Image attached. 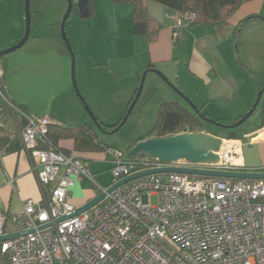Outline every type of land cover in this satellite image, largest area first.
Segmentation results:
<instances>
[{"label":"built area","instance_id":"built-area-1","mask_svg":"<svg viewBox=\"0 0 264 264\" xmlns=\"http://www.w3.org/2000/svg\"><path fill=\"white\" fill-rule=\"evenodd\" d=\"M195 19L194 12L178 15L174 38L179 39ZM6 85L0 63V158L7 150L3 139H18L47 196L41 202L24 200L19 212H0V235L10 233L5 229L8 222L21 223L20 231L35 229L0 241V264H264V179L147 174L107 193L91 209L56 222L78 208L70 197L83 178L90 181L96 196L119 180L151 168L241 171L235 160L237 143L223 139L215 164L183 159L157 161L143 169L122 150H107L112 180L103 185L83 156L44 146L49 126L56 120L32 114L13 102ZM7 120L14 121L16 128L8 131ZM183 132L190 130L186 126ZM155 194L157 205L150 201ZM50 222L51 226L38 229Z\"/></svg>","mask_w":264,"mask_h":264},{"label":"crops","instance_id":"crops-1","mask_svg":"<svg viewBox=\"0 0 264 264\" xmlns=\"http://www.w3.org/2000/svg\"><path fill=\"white\" fill-rule=\"evenodd\" d=\"M31 3L32 19L38 17V12L42 11L44 19L45 12L38 7L36 0H31ZM261 5V0L243 3L228 18L231 32L227 36L232 35L235 28L248 16H260ZM146 7L150 17L159 26L156 38L152 41L145 34L135 33L132 20L133 5L128 2L90 0L89 12L81 15L77 10L80 18H76L73 25L68 27L75 52L77 79L78 74L80 75L79 89L93 113L106 124L118 122L124 108L131 104L136 94L142 73L148 68L161 70L191 100L198 106H203V111L215 112L213 118L216 121L231 124L236 122L241 114L248 112L264 85V80L260 83L256 78H254L255 82L246 79L243 69L247 67L241 63L238 51L235 50L231 40H227V36L221 37L212 33L211 28L205 25L190 27L184 38L175 39L173 27L178 12L156 0H147ZM246 14L249 15L242 19ZM58 22H54L53 25L51 23L55 31L57 28L54 24ZM24 32L25 28L22 33L15 34L11 42L19 41ZM63 44L58 37L53 36L52 47L57 55L60 58H67L68 55L63 53ZM0 63L5 68L6 83H8V59ZM160 81L152 78L148 90L142 91L140 96L144 99L143 103L155 94L146 97L152 88L159 87ZM64 83L67 86L66 93L70 104L75 106V110L67 113V109L58 107L52 109L47 117L68 125L88 123L89 114L75 98L70 83L66 79ZM7 92L13 102L23 105L28 112L46 116L42 109H30L29 103L17 102L15 95L10 93L8 88ZM234 93H237L238 99L232 102L230 98ZM229 100L230 108L223 110L225 107L223 102ZM213 101L217 103V109L212 104ZM5 127L8 131L13 130L16 128V123L7 120ZM226 130L227 132H207L237 143L239 152L235 160L240 165L241 171L264 173V125H261V117L254 124L250 122L244 124L238 133L240 136L238 138H227L229 129ZM146 138H149L148 134L139 137L133 144ZM59 145L66 150H72L74 147L73 140L70 139L61 140ZM70 153L72 151L67 154ZM84 155L99 182L103 185L110 184L112 180L110 156L103 152L84 153ZM96 160L107 161L108 166L95 169L93 163ZM103 170L107 172L100 173ZM85 179L78 181L71 193L70 202L76 207L83 205L96 194L90 181L87 179L89 182L86 183ZM46 196V192L38 183L31 157L19 141L18 149L13 151L7 149L0 158V212H19L24 200L33 199L41 202L46 200ZM22 227L21 223L8 222L5 229L7 232H16Z\"/></svg>","mask_w":264,"mask_h":264},{"label":"rangeland","instance_id":"rangeland-1","mask_svg":"<svg viewBox=\"0 0 264 264\" xmlns=\"http://www.w3.org/2000/svg\"><path fill=\"white\" fill-rule=\"evenodd\" d=\"M24 1L25 0H0V50L8 48L12 45L10 43H16L18 40L16 42H11L12 37L15 34L22 33L25 28ZM261 1V15L255 17L246 14L242 17V19H244L248 16L245 23L239 25L235 28L232 35L226 37L227 40H231L235 50L238 51L241 63L247 67L243 69L244 76H247L246 79L248 78L247 80L249 82H255L254 78H256L260 83L264 80L262 79L264 75V0ZM36 2L38 3V7L45 12V17L41 24L33 29L25 46L0 57V61L6 62V59H8V83L6 86L9 92L15 95L16 99H14L17 102L29 103L30 109H42L46 116H48L52 109L58 107L67 109V113H72L75 110V106H72L68 99L66 93L67 86L64 83L65 79L70 83L75 98L81 102L72 84V60L69 55L67 58H60L56 50L52 47L53 36L58 37L60 43L63 44L60 30L56 29L55 31L52 25L56 21H62L68 8V0H36ZM246 9H248V7ZM76 18L80 17L77 7L74 6L66 22L67 34L68 27L70 28L73 25ZM85 22L86 21H84V24ZM184 32L183 34L181 33L182 35L178 40L184 38ZM70 35L71 34H68L69 39ZM3 44L5 47H1ZM78 77L77 79L76 69V80L77 83H80L79 74ZM152 78L158 81L161 80L159 87L155 89V94L153 93L154 95L147 100L146 103H143L144 99L141 97L135 112L117 132L107 133L101 130L98 124L94 122L93 118L90 115L88 116V123L95 128L98 137L111 146V148H108V151L111 149L128 151L133 142L139 137L148 134L156 118L160 102L163 99L170 100L179 97L173 88L168 86L160 76L152 72L147 75L143 91L146 92L148 90ZM175 87L177 90L181 91L176 85ZM230 99H232V102L237 100V93H234V96H231ZM228 102L231 104L230 100L223 102V106H225L223 110L230 108L231 105ZM212 104L216 109L218 108L216 102L213 101ZM205 113L207 118L215 120V118H213L215 117V112L206 110ZM258 119L260 120V106L250 116V123L254 124ZM118 122L114 121L107 125L112 126ZM203 126L205 131L227 132L226 129L212 123L204 122ZM190 132L192 131L190 130ZM107 166L108 162L103 160H96L93 163L95 169ZM106 172L107 170H103L100 173ZM109 173L110 170L108 174ZM85 180L86 183L89 182L87 179ZM150 201L153 205H157L159 201L158 195H152Z\"/></svg>","mask_w":264,"mask_h":264},{"label":"water","instance_id":"water-1","mask_svg":"<svg viewBox=\"0 0 264 264\" xmlns=\"http://www.w3.org/2000/svg\"><path fill=\"white\" fill-rule=\"evenodd\" d=\"M89 2L90 0H68V8L60 24V32H61L62 40L65 46L67 47L70 53V56H71V60H72L71 73H72L73 88L79 100L81 101L84 108L86 109L87 113L93 118L94 122L98 124L101 130L107 133H114L124 126V124L129 119L134 107L136 106V104L138 103L140 99L147 75L150 72L156 73L158 76L162 78L164 82L167 83L168 86L173 88V90L176 91V93L180 96V98H182L190 106V108L198 115V117H200V119L203 122L212 123L221 128L230 130V129H234L240 126L241 124H243L246 120L250 118L253 112L257 109L262 99V96L264 94V86L258 92V95L252 107L248 110V112L243 114L240 117V119H238L236 122L231 123V124H225V123H221L216 120H211L207 118V116L204 113L200 111L199 106L193 100H191L181 91L177 90L173 82H171V80L167 77L166 74H164L158 68H149V69H146L142 73L136 94L133 100L131 101V104L128 106L127 112L122 117V119L119 121V123L115 127H113L111 130L103 129L101 125L99 124L96 118V115L93 113L90 106L87 104L83 94L81 93L78 87V83L76 80L75 52L70 42V39L68 37L67 31H66V22H67V19L70 17L74 6L77 7V10H79L81 15L82 14L86 15L89 12ZM24 10H25V32L22 38L16 43L9 46L8 48L0 50V57L24 46L25 43L28 41L30 34H31V29H32L31 27V24H32L31 0H25ZM223 139L224 138L221 136L209 133L204 130L177 133L175 135H171V136H167L163 138L152 137V138H147L145 140H141L135 143L129 149L127 157L128 159L132 160L136 156L142 155L148 159L158 160L164 163H176L184 159V160H187L188 162L195 163V164L210 165V164H215L219 161L221 147L225 143ZM171 172L186 173V174H191V175H207V176L223 177V178H235V179H264L263 172L219 171V170H212V169L187 168V167H179V166H164V167H157V168L141 170V171L133 173L119 180L118 182L110 186L106 190V192H101L100 194L88 200L83 205L76 208L69 216L60 217L56 220V222H60L66 218L79 215L82 212L91 209L93 206L101 202L106 197L107 193L112 192L117 187L122 186L123 184L133 179L142 177L147 174L171 173ZM51 225L52 223L50 222V223L40 226L38 229H43ZM31 232H35V229H28V230H22L18 232L6 233L3 235H0V241L17 238L19 236L26 235Z\"/></svg>","mask_w":264,"mask_h":264},{"label":"trees","instance_id":"trees-1","mask_svg":"<svg viewBox=\"0 0 264 264\" xmlns=\"http://www.w3.org/2000/svg\"><path fill=\"white\" fill-rule=\"evenodd\" d=\"M147 0H113L115 3L128 2L133 5V27L135 33H141L148 36L149 40H154L158 31V24L154 19H152L147 11L146 7ZM170 8L175 9L178 12V15H183L185 12H194L196 14L195 21L191 22L189 26L185 29L184 34H186L190 27L197 25H205L211 28L212 33L225 37L231 32V26L228 23V18L245 2L250 0H156ZM32 4V3H31ZM38 17H33L31 27H35L37 23L43 20L44 13L38 12ZM246 20L242 21L241 24H244ZM240 24V25H241ZM54 26L59 30L60 22L54 24ZM63 53L69 55L70 53L63 44ZM149 69V68H148ZM264 85H262L263 87ZM155 89L152 88L150 93H147L146 97L153 94ZM134 98V96H133ZM141 98V97H140ZM146 100V99H145ZM140 101V99H139ZM138 101V103H139ZM182 98H174L170 100H162L159 104L158 111L154 122L151 125L150 130L148 131V137H158L163 138L171 135L180 133L182 129L186 126L191 131H202L203 121L198 117V115L187 105V103ZM138 103L134 107L131 115L135 112ZM21 107L25 108L23 105ZM129 106V105H128ZM260 117L261 125H264V94L260 101ZM257 107V108H258ZM128 108V107H127ZM127 108L123 110L122 117L127 112ZM200 111L205 114L203 111L204 107L199 106ZM26 109V108H25ZM130 115V116H131ZM206 115V114H205ZM242 114L237 118L240 119ZM121 117V119H122ZM96 118H98L96 116ZM120 119V120H121ZM119 120V121H120ZM98 122L103 129L111 130L115 125L109 126L106 123L102 122L98 118ZM250 119L246 120L240 126L229 130L227 138H238L240 137L238 133L240 132L241 127L245 123H249ZM73 140V149L66 150L63 149L59 142L61 140ZM147 139V138H146ZM145 140V139H141ZM140 140V141H141ZM137 143V142H136ZM2 145L6 146L9 151H13L19 148V140H8L7 138L3 139ZM54 146L57 150L63 151L65 153L74 152L84 157L87 161V157L84 153H94V152H103L107 154L108 148H111L110 145L106 144L102 139H100L96 133V130L92 125L86 122H79L76 124L68 125L66 123L54 122L49 126V132L47 135V140L44 146ZM134 144L130 145L129 149ZM17 147V148H16ZM128 149V151H129ZM128 151H123L126 155ZM137 164L139 169L153 167L158 160L148 159L142 155L136 156L132 159ZM90 164V162H89ZM96 175V174H95ZM169 264H179L175 262H170Z\"/></svg>","mask_w":264,"mask_h":264},{"label":"bare ground","instance_id":"bare-ground-1","mask_svg":"<svg viewBox=\"0 0 264 264\" xmlns=\"http://www.w3.org/2000/svg\"><path fill=\"white\" fill-rule=\"evenodd\" d=\"M2 133H4V130L1 131ZM239 152V151H238ZM240 154V153H239Z\"/></svg>","mask_w":264,"mask_h":264}]
</instances>
